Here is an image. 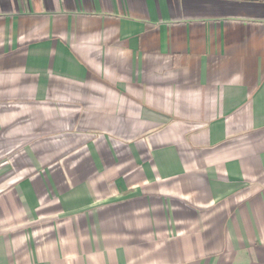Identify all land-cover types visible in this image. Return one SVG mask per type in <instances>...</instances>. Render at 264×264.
I'll return each instance as SVG.
<instances>
[{"label": "crops", "instance_id": "1", "mask_svg": "<svg viewBox=\"0 0 264 264\" xmlns=\"http://www.w3.org/2000/svg\"><path fill=\"white\" fill-rule=\"evenodd\" d=\"M0 264H264V0H0Z\"/></svg>", "mask_w": 264, "mask_h": 264}]
</instances>
